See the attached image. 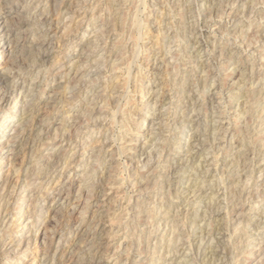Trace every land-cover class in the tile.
I'll use <instances>...</instances> for the list:
<instances>
[{
    "label": "rangeland",
    "instance_id": "obj_1",
    "mask_svg": "<svg viewBox=\"0 0 264 264\" xmlns=\"http://www.w3.org/2000/svg\"><path fill=\"white\" fill-rule=\"evenodd\" d=\"M153 3L0 0V35L17 25L43 69L20 127L25 170L17 166L15 174L39 189L60 169L61 206L48 199L43 223L49 239L59 240V231L70 237L59 252L64 261L79 264L68 250L80 249L85 264H264V116L255 107L244 116L242 106L233 119L202 96L200 119L189 121L197 132L182 146L175 132L157 144L152 118L142 126L181 53L194 58L198 45L206 59L231 57L210 28L221 0H197L199 35L176 50L166 18L159 31L144 18L141 5ZM235 55L243 62L232 77L239 80L250 65ZM158 107H168L163 94ZM192 110L191 101L183 106L186 116ZM169 119L175 123V114ZM69 194L75 211L63 207Z\"/></svg>",
    "mask_w": 264,
    "mask_h": 264
},
{
    "label": "clouds",
    "instance_id": "obj_2",
    "mask_svg": "<svg viewBox=\"0 0 264 264\" xmlns=\"http://www.w3.org/2000/svg\"><path fill=\"white\" fill-rule=\"evenodd\" d=\"M141 8L145 20L151 21L157 31L161 19L166 18L167 34L174 50L187 47L186 41L199 35L200 6L197 0H161L159 5L154 0L151 9L146 4ZM219 8L220 13L212 18L210 28L219 33L216 43L234 51L231 57L222 53L219 58L206 59L207 54L199 53V46L194 45L192 52L198 53L194 58L181 53L179 67L168 75L169 86L157 89V104L142 117L144 128L152 118L154 136L159 134L155 139L157 144L161 143V138L163 143H168L171 132L177 133L175 139L181 146L188 137L196 134L197 129L189 121L200 119L202 114L197 105L202 96L211 97L210 105L226 115H233V119L239 118L242 106L244 116L249 115L253 107L264 116V0H221ZM243 34L250 35L251 40ZM242 36L241 43L238 38ZM237 51L240 57H247L250 67H245L239 80H234L232 77L240 70L237 64L243 66L235 55ZM157 59L164 61L165 57L158 56ZM166 62L169 67L176 63L175 60ZM257 73L258 80L255 79ZM42 77L43 69L35 62L33 43L17 25H9L8 31L0 35V264H76L75 261H64L59 255L70 237L64 231L54 229L53 232L59 231L60 239H49L43 223L50 207L48 199L57 208L61 206L62 189L55 184L60 169L57 167L51 173L47 187L39 189L24 185L25 176L15 174L17 166L22 172L25 170V145L20 127L27 126V109L32 107L34 92ZM245 81H250L246 88ZM150 86L151 82H146L145 87ZM257 89L258 96L255 95ZM245 92L246 96L243 95ZM161 94L168 103L167 108L158 107ZM190 101L193 110L186 116L183 106ZM22 104L25 119L21 122ZM170 110L176 116L175 123L169 119ZM158 116L160 118L156 119ZM200 128L203 129L202 121ZM152 140L150 137V142ZM49 150L56 151L55 148ZM63 207L75 211L71 194L64 198ZM42 232L43 245L39 243ZM68 251L80 257L79 264H85L80 249Z\"/></svg>",
    "mask_w": 264,
    "mask_h": 264
},
{
    "label": "bare ground",
    "instance_id": "obj_3",
    "mask_svg": "<svg viewBox=\"0 0 264 264\" xmlns=\"http://www.w3.org/2000/svg\"><path fill=\"white\" fill-rule=\"evenodd\" d=\"M6 32V31H5ZM84 156V155H83ZM205 158V157H204ZM188 160H189V158H188ZM212 161V160H211ZM258 225V224H257ZM137 252V251H136Z\"/></svg>",
    "mask_w": 264,
    "mask_h": 264
}]
</instances>
